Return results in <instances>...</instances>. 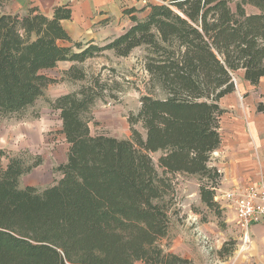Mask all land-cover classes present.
Listing matches in <instances>:
<instances>
[{
	"label": "trees",
	"instance_id": "trees-1",
	"mask_svg": "<svg viewBox=\"0 0 264 264\" xmlns=\"http://www.w3.org/2000/svg\"><path fill=\"white\" fill-rule=\"evenodd\" d=\"M240 1L236 11L230 0L147 2L142 18L125 8L131 24L109 42L93 44L69 37L61 23L71 16L67 5L48 16L36 7L11 13L8 0H0V114H20L34 104L55 80L43 70L105 49L125 56L143 47L144 67L164 93L141 95L138 111L127 116L128 138L90 131V108L107 90L99 75L50 101L69 146L66 161L55 166L60 178L43 189L19 187L40 157L28 162L0 148V264L188 262L158 244L167 232L164 197L173 190L172 175L204 179L199 197L209 207L217 204L222 174L210 160L221 141L219 100L234 89L231 71L242 69L253 85L264 77V13L241 6L264 10V0ZM65 73L85 78L74 65ZM158 150L160 171L150 154Z\"/></svg>",
	"mask_w": 264,
	"mask_h": 264
},
{
	"label": "rangeland",
	"instance_id": "rangeland-1",
	"mask_svg": "<svg viewBox=\"0 0 264 264\" xmlns=\"http://www.w3.org/2000/svg\"><path fill=\"white\" fill-rule=\"evenodd\" d=\"M131 2L139 9L144 3H161L162 0ZM239 3L240 0H230L231 9L236 11ZM7 4L8 2L6 6ZM241 6L245 13H264V10L250 3H243ZM104 14H100V20H108V30L95 33L93 35L95 37L92 38L85 36L83 37L85 41L103 42L131 24L128 16L120 15L119 12L109 14L107 17H104ZM142 15V12H139L137 16ZM98 22L99 20L94 22V31H99ZM144 53L145 50L141 46L132 49L125 56H118L113 50L105 49L80 63L60 61L51 69L42 71L55 80L43 89L42 95L37 97L34 104L20 114H0V148L4 149L8 156L20 155L28 162L36 156L42 159L38 166L20 177L19 187L30 185L40 190L54 184L60 178L55 166L66 161L69 144L59 132L61 128L59 112L51 109L49 103L58 95L77 90L82 84L88 83L92 76L99 75L101 80L107 83V90L105 96L97 99L90 108L88 126L91 133H103L117 138L130 137L127 116L130 112L138 111L141 95L164 97L159 85L150 79L144 67ZM71 65L83 69L85 78L81 80L68 78L65 72ZM231 76L234 89L219 100V105L224 109L219 118L220 134L227 136V133L233 132V128L231 129L233 122L234 136H239L244 130L249 139L248 142L243 141L235 146L236 156L247 155L250 160L246 172L262 176L264 77L253 85L245 80L242 69L231 71ZM135 127L144 135L145 130L141 124L137 123ZM150 154L155 167L160 171L161 168L157 166L160 151ZM212 157L216 165L223 166L222 163H218L219 153L214 152ZM6 162L5 159L4 163ZM227 163L232 170L230 162ZM203 182L204 179L195 174L177 172L172 175L173 190L164 197L169 214L167 232L158 244L165 251L186 258L188 262L185 264H264L261 257L264 250H259V247L253 244L254 240L250 234L246 241L243 240V232L237 224L234 211L220 196L231 187V183L222 178L217 180L214 190V195L218 197L217 201L214 199L217 204L209 207L199 197V187ZM226 251H229V255H226Z\"/></svg>",
	"mask_w": 264,
	"mask_h": 264
},
{
	"label": "crops",
	"instance_id": "crops-1",
	"mask_svg": "<svg viewBox=\"0 0 264 264\" xmlns=\"http://www.w3.org/2000/svg\"><path fill=\"white\" fill-rule=\"evenodd\" d=\"M131 1L133 0H8V4L5 8L8 12L11 13H24L27 11L28 8L36 7L45 15L49 16L52 14L56 6L67 5L71 8V16L68 19L61 20V23L63 28L66 29L69 37H71L75 41H82L84 43L90 42L93 44H105L118 34L122 33L125 27L124 29L117 32L114 36H111L110 39H107L103 42H97V40L95 42L93 40L85 41L83 37L89 36V38H92L95 37L93 36L95 33L108 30V20H100V14L103 13H105L104 17H107L109 16V14L117 12H119L120 15L124 16L127 15L124 13L125 8L134 7L136 9L134 15L137 18L144 17L148 12L146 4L144 3L143 5H140L141 7L137 9L135 7L136 5H133ZM139 12H142L143 15L138 17L137 15ZM98 20L99 31H94V22H97ZM61 44L65 45L68 43L65 42ZM233 124L234 122L232 123L231 127V129L233 128V132L227 133V136H221L219 130V123L218 130L221 137V141L219 143L218 148L213 152H215L216 154L219 153L220 161L218 163H222L223 166L216 165L214 161H212L213 157H211L210 160V163H212L215 167L220 168L222 180H227L231 183L230 188L236 185H245L253 181L257 182L259 180H264V173L262 174V176H259L255 174L253 175V172H246V170L249 168L248 164L250 160L247 155L244 154L242 156H236L235 146L239 145V143L241 144L243 141L248 142L249 136H247V133H245L244 130L243 133H241L239 136H234ZM240 153H243V151H240ZM227 162H230L231 167L233 168L232 170H230L229 166H227ZM250 235L251 238L254 240L253 244L255 246H258L259 250H264V219L260 222L251 224ZM261 257L262 260H264V253Z\"/></svg>",
	"mask_w": 264,
	"mask_h": 264
},
{
	"label": "built area",
	"instance_id": "built-area-1",
	"mask_svg": "<svg viewBox=\"0 0 264 264\" xmlns=\"http://www.w3.org/2000/svg\"><path fill=\"white\" fill-rule=\"evenodd\" d=\"M220 196L234 211L237 224L243 232V240L246 241L251 224L264 219V180L236 185L222 192ZM213 197L218 200L216 195Z\"/></svg>",
	"mask_w": 264,
	"mask_h": 264
}]
</instances>
